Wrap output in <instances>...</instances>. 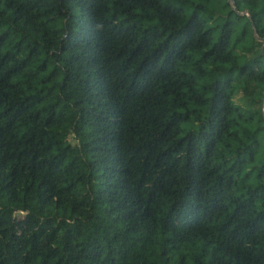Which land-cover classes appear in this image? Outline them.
Wrapping results in <instances>:
<instances>
[{
	"label": "trees",
	"instance_id": "16d2710c",
	"mask_svg": "<svg viewBox=\"0 0 264 264\" xmlns=\"http://www.w3.org/2000/svg\"><path fill=\"white\" fill-rule=\"evenodd\" d=\"M232 1L0 0V264H264V0Z\"/></svg>",
	"mask_w": 264,
	"mask_h": 264
},
{
	"label": "water",
	"instance_id": "95a60500",
	"mask_svg": "<svg viewBox=\"0 0 264 264\" xmlns=\"http://www.w3.org/2000/svg\"><path fill=\"white\" fill-rule=\"evenodd\" d=\"M228 1L231 3L232 7L235 9V7L233 6V1H232V0H228ZM244 11H245V13H248L247 10H244ZM238 12H241V11H238ZM255 36H256V38H258V39H264V37H260V36H258V35H256V34H255ZM263 100H264V92H263V96H262L261 104H262Z\"/></svg>",
	"mask_w": 264,
	"mask_h": 264
},
{
	"label": "rangeland",
	"instance_id": "374dc122",
	"mask_svg": "<svg viewBox=\"0 0 264 264\" xmlns=\"http://www.w3.org/2000/svg\"><path fill=\"white\" fill-rule=\"evenodd\" d=\"M245 12V11H244Z\"/></svg>",
	"mask_w": 264,
	"mask_h": 264
}]
</instances>
